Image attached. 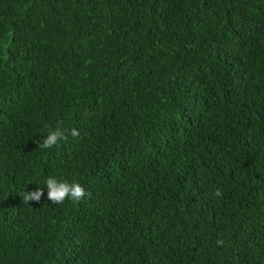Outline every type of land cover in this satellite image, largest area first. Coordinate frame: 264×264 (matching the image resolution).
I'll use <instances>...</instances> for the list:
<instances>
[{"label": "trees", "instance_id": "trees-1", "mask_svg": "<svg viewBox=\"0 0 264 264\" xmlns=\"http://www.w3.org/2000/svg\"><path fill=\"white\" fill-rule=\"evenodd\" d=\"M0 264H264V0H0Z\"/></svg>", "mask_w": 264, "mask_h": 264}]
</instances>
